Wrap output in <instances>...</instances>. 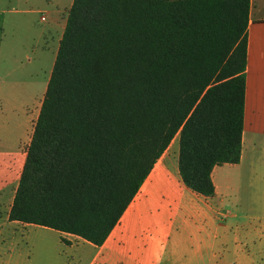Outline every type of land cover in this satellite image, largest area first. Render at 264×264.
<instances>
[{
    "label": "trees",
    "instance_id": "1",
    "mask_svg": "<svg viewBox=\"0 0 264 264\" xmlns=\"http://www.w3.org/2000/svg\"><path fill=\"white\" fill-rule=\"evenodd\" d=\"M252 0H73L10 220L102 245L179 135L185 183L241 160Z\"/></svg>",
    "mask_w": 264,
    "mask_h": 264
},
{
    "label": "crops",
    "instance_id": "2",
    "mask_svg": "<svg viewBox=\"0 0 264 264\" xmlns=\"http://www.w3.org/2000/svg\"><path fill=\"white\" fill-rule=\"evenodd\" d=\"M248 39L241 160L214 167L215 194L185 183L179 152L171 153L175 138L102 245L56 230L66 253L62 264H248L264 257V249L256 248L264 245V0H252ZM9 50L13 55L15 47ZM3 56L0 50V63ZM51 74L42 83L33 77L0 80V159L15 161L19 173L0 223L5 243L20 225L40 227L9 214ZM4 254V264H24L20 252Z\"/></svg>",
    "mask_w": 264,
    "mask_h": 264
},
{
    "label": "rangeland",
    "instance_id": "3",
    "mask_svg": "<svg viewBox=\"0 0 264 264\" xmlns=\"http://www.w3.org/2000/svg\"><path fill=\"white\" fill-rule=\"evenodd\" d=\"M73 0H0V50L5 55L0 63V80L6 78H36L41 83L52 72L60 40L64 33L67 9ZM64 12V14L62 13ZM67 12V13H65ZM62 14L58 25L55 17ZM45 15L46 20L41 17ZM10 46L15 47L11 55ZM9 50V51H8ZM16 61L14 66L10 65ZM20 68L21 70H15ZM171 149L179 152V135ZM17 164L12 159H0V223L6 218L10 199L18 182ZM0 237V264L5 254L20 252L24 264H62L66 258L56 230L42 226H18L16 237L5 243ZM264 249V245H257ZM72 259V258H71ZM248 264H264V257Z\"/></svg>",
    "mask_w": 264,
    "mask_h": 264
},
{
    "label": "built area",
    "instance_id": "4",
    "mask_svg": "<svg viewBox=\"0 0 264 264\" xmlns=\"http://www.w3.org/2000/svg\"><path fill=\"white\" fill-rule=\"evenodd\" d=\"M41 19H42V20H46V17H45V15H43V16L41 17Z\"/></svg>",
    "mask_w": 264,
    "mask_h": 264
}]
</instances>
